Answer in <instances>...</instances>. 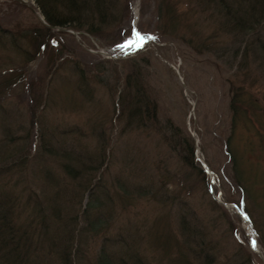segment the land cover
I'll list each match as a JSON object with an SVG mask.
<instances>
[{"label":"rangeland","instance_id":"rangeland-1","mask_svg":"<svg viewBox=\"0 0 264 264\" xmlns=\"http://www.w3.org/2000/svg\"><path fill=\"white\" fill-rule=\"evenodd\" d=\"M22 1L24 3L0 0V32L5 31L0 36V90L10 86L1 95L0 105L11 109L13 117L18 118L13 129L17 126L28 129L30 108L35 112L34 122L38 126L35 124L31 129L32 134L27 141L14 143V146L20 145L18 148L21 150L16 154L27 160L25 174L9 175L11 178L1 174L0 185L13 187L18 180V186L26 192L27 186L30 190L38 187L30 179L26 183L24 178L31 171L30 164L36 162L31 155L40 144L41 123L46 122L52 130L77 129L87 151H99L103 142L97 135L102 133L109 141L107 163L95 177H100L104 186L100 199L105 204L110 200L115 221L104 235L83 232L84 242L79 248L85 256L79 258L77 264L93 262L92 257L100 249L103 239L115 238L119 227H127L132 236L129 238L138 241L152 264H170L172 259L178 262L177 258L183 257L178 256L179 247L186 250V246L178 233L175 209L170 212L151 201L124 198L122 202L121 198L114 196L116 188L113 187L114 177L119 175L133 180V177L137 179L138 173L155 177L159 172L174 186L176 173L177 176L190 173V168L184 167L185 159L189 160L186 147H176L165 127L166 121L170 120L177 128L176 143L185 133L193 140L195 164L203 168L207 176L208 181H205L210 193L207 194L205 181L199 177L189 200L217 246L219 253L215 256V263L264 264V164L260 169L255 165L250 169L245 167L255 182L251 198L244 201L234 185L225 150L230 130L227 80L233 79L236 73L238 76L232 80L235 84H251L244 78L247 69L237 70L236 66H230L231 60L199 54L186 44L191 34L198 33L199 38H206L218 28L214 14L209 10V14L202 12L204 7L201 6L203 3L199 5V0H171L169 4L174 9L177 7L180 15L178 31L171 34L167 29L168 20L163 16L165 9L163 13L159 10L161 0H126L130 3V16L121 28L128 29V33L112 45L64 27L62 31V28H49L51 32L46 33L43 27L47 26L38 5L34 0ZM134 29L153 39L147 47L122 57L117 46L129 41ZM34 34L40 36L37 38L44 42L46 50L37 52L32 43ZM182 34L186 37L181 38ZM9 36L18 38V44L12 45ZM47 38H50L48 42ZM223 40L224 36L219 41ZM31 56L34 59L28 63L26 58ZM258 57L257 53L250 54L245 64L249 63V78L257 82L253 88L257 98L264 101V79L256 61ZM81 74L85 87L90 91L87 95L78 88L82 82ZM136 85L149 104L154 103L157 115L155 122H148L140 131L126 128ZM5 125L9 124L0 122V132ZM240 138L241 135H237L235 142L238 143ZM10 161L13 159L2 164ZM53 171L56 175L59 172ZM57 177L56 186L62 196L59 201L63 207L70 208L68 201L76 191V184L64 174L61 179L60 175ZM260 180L262 183L257 182ZM50 188V192L56 190ZM86 202L87 194H84L81 201L76 199L72 205L80 211ZM241 207L248 212L261 237L251 229ZM87 221L80 222L79 227L86 228ZM157 235L161 236L158 242ZM183 254L188 256L190 263H196L193 254Z\"/></svg>","mask_w":264,"mask_h":264},{"label":"trees","instance_id":"trees-1","mask_svg":"<svg viewBox=\"0 0 264 264\" xmlns=\"http://www.w3.org/2000/svg\"><path fill=\"white\" fill-rule=\"evenodd\" d=\"M122 1L34 0L47 26L64 27L87 33L102 43L112 45H116V42L128 33V29L124 30L121 27L124 21L129 19L130 3L124 0L121 4ZM170 1L161 0L159 10L163 13L162 10L165 9L163 16L168 20L167 29L170 30L169 33L174 34L178 31L180 15L179 9L177 7L174 9V6L169 4ZM201 3L204 7L202 12L209 10L214 14L218 28L206 38H199L198 33L191 34L186 44L199 54L207 53L216 55L219 59L231 60L230 66H236L237 70L244 67L243 69H247L244 78L251 82L246 85L235 84L232 80L238 76L236 73L232 76L233 79L227 80L230 92L228 107L230 130L225 140V150L229 158L234 185L238 187L241 198L245 201L251 198L255 182L254 178L246 173L245 167L250 169L255 165L258 169L261 168V164H264V105H262L264 101L257 98L253 89L257 82L249 78L251 75L248 69L249 63L245 64L250 54H259L256 61L259 63L261 76L264 79V0H199V5ZM49 27H43L44 32L50 33ZM116 31L117 34L114 35ZM1 32L0 36L5 31L1 30ZM34 35L36 36L33 37ZM34 35L31 36L34 40L32 43L37 48V52L46 50L44 42H39L37 38L40 36ZM223 36L225 41H219ZM183 37L186 36L182 34L181 38ZM9 38L12 45L18 44L16 41L18 38L10 36ZM20 38L23 37L20 36ZM49 39L47 38V42ZM26 59H29L27 61L29 63L34 58L31 56ZM80 77L82 82L78 88L87 95L90 91L85 87L82 74ZM129 80L128 78L127 85ZM9 87L6 86L5 89L0 90V99ZM133 96L126 128L131 127L140 131L148 122L156 121V106L154 103L149 104L145 94L137 85ZM6 109L0 105V122L5 121L9 124L5 125V129L3 128L0 132V175L3 174L4 177L16 173L24 175V170L28 166L27 160L26 158L22 160V157L16 154L21 150L18 148L20 145L14 146V143H24L31 136V129L36 124L33 117L35 112L32 108L29 109L28 129L22 126L13 129L14 124H17L15 123L17 117H13L14 113L10 111L11 109ZM41 127L43 132L39 139L40 144L33 156L31 155L32 160L36 162L30 164L31 171L28 175L26 173L24 178L26 183L30 179L38 187L30 190L27 186L26 192L18 186V180L14 182L13 187L0 185V264H77L78 260L85 256L79 248L84 242L81 236L83 232L104 235L110 231L111 224L115 221L114 210L111 211L109 206L110 200H107L105 204L100 199L99 194L104 186L100 182V177H95L107 163L109 141L104 134L99 133L100 137L97 135L103 144L99 151L95 152L87 151L80 141L82 134L80 133V136L77 129L52 130L46 122L41 123ZM165 127L169 130L176 147H186L189 160L185 159L184 167L190 168V173L186 172L178 176L176 173L177 180L174 186L170 185V181L159 172L155 177L151 174L144 176L138 173L137 179L133 177V180L122 178L121 175L115 176L114 196L121 198L122 202L124 198L151 201L158 203L162 209L168 208L170 212L175 209L178 233L183 238L186 250L179 247L178 256L183 257L177 258L178 262L174 259L170 260V264H192L183 252L193 254L196 259L195 264H216L215 256L219 253L217 246L209 233L205 231L203 221L197 217L189 200V197L193 196L197 178L202 177L205 181L207 176L203 168L195 164V157H193L195 147L191 137L185 133L184 137L179 139L180 142L176 143L177 128L170 120L166 121ZM237 135H241L238 143L235 142ZM107 143L108 145H105ZM9 159L13 161L2 164ZM53 170L59 171L57 175H60V179L64 174L70 182L76 184V191L73 196L71 195L70 202L68 201L70 208L63 207L59 201L62 198L61 190L57 189L58 185L56 186L59 178ZM206 181L205 186L209 194L210 189ZM257 182L262 183L261 180ZM50 187L56 190L50 192ZM84 194H87V202L84 207H80L79 211L76 206H73L74 200L81 201ZM105 194L108 195L106 192ZM211 202L217 204L215 200L211 199ZM223 202L227 200L223 199ZM111 203H113L112 198ZM241 208L244 216L248 217L251 229L258 237H261L248 212L245 208ZM84 220H88L86 228L84 226L80 228V222ZM129 236L132 237L127 227H119L115 238L103 239L100 249L92 257L93 262L90 261L89 264H152L148 256L144 255L138 241L130 239ZM156 239L157 242L160 241L161 236L157 235Z\"/></svg>","mask_w":264,"mask_h":264},{"label":"snow or ice","instance_id":"snow-or-ice-1","mask_svg":"<svg viewBox=\"0 0 264 264\" xmlns=\"http://www.w3.org/2000/svg\"><path fill=\"white\" fill-rule=\"evenodd\" d=\"M133 36L136 38L135 40L132 41H125L124 44L122 45H118L117 47L124 49V48H128V47H136V48H140L143 47L144 43L147 40L153 39V37H144L142 36L139 32H137L135 29L133 30ZM245 219H247L248 217L245 215L244 216ZM255 246V245H254Z\"/></svg>","mask_w":264,"mask_h":264},{"label":"built area","instance_id":"built-area-1","mask_svg":"<svg viewBox=\"0 0 264 264\" xmlns=\"http://www.w3.org/2000/svg\"><path fill=\"white\" fill-rule=\"evenodd\" d=\"M136 38L134 36H132V38H130L129 41H132V40H135ZM125 42L121 43L120 45L124 44ZM151 43V39L150 40H147L143 47H140L139 49H142L144 47H147L149 44ZM118 48V54H120L122 57H127L129 53L135 51V50H138V48L136 47H128V48H124V49H121L119 47ZM106 55V54H104ZM133 56V55H132ZM110 58H112V56H110Z\"/></svg>","mask_w":264,"mask_h":264},{"label":"water","instance_id":"water-1","mask_svg":"<svg viewBox=\"0 0 264 264\" xmlns=\"http://www.w3.org/2000/svg\"><path fill=\"white\" fill-rule=\"evenodd\" d=\"M20 1H21L22 3H24L22 0H20ZM45 25H46V24H45ZM46 26H47V25H46ZM47 27H49V26H47ZM49 28L52 29L53 27H49ZM62 30H65V29L62 28L61 31H62Z\"/></svg>","mask_w":264,"mask_h":264}]
</instances>
